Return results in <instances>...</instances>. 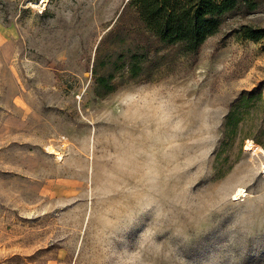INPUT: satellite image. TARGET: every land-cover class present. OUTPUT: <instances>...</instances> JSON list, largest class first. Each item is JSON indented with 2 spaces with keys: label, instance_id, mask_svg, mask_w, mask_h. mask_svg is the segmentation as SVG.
<instances>
[{
  "label": "rangeland",
  "instance_id": "obj_1",
  "mask_svg": "<svg viewBox=\"0 0 264 264\" xmlns=\"http://www.w3.org/2000/svg\"><path fill=\"white\" fill-rule=\"evenodd\" d=\"M126 2L0 0V264H264V13L97 96Z\"/></svg>",
  "mask_w": 264,
  "mask_h": 264
},
{
  "label": "trees",
  "instance_id": "obj_2",
  "mask_svg": "<svg viewBox=\"0 0 264 264\" xmlns=\"http://www.w3.org/2000/svg\"><path fill=\"white\" fill-rule=\"evenodd\" d=\"M133 8L134 22L119 20L100 38L92 63L93 91H114L115 78L148 77L169 58L195 53L229 15L247 17L264 13V0H127L123 13ZM233 32L258 40L264 28L250 23Z\"/></svg>",
  "mask_w": 264,
  "mask_h": 264
},
{
  "label": "bare ground",
  "instance_id": "obj_3",
  "mask_svg": "<svg viewBox=\"0 0 264 264\" xmlns=\"http://www.w3.org/2000/svg\"><path fill=\"white\" fill-rule=\"evenodd\" d=\"M45 1V0H44ZM38 5V4H37ZM241 189L239 188V189H237V193H241Z\"/></svg>",
  "mask_w": 264,
  "mask_h": 264
},
{
  "label": "snow or ice",
  "instance_id": "obj_4",
  "mask_svg": "<svg viewBox=\"0 0 264 264\" xmlns=\"http://www.w3.org/2000/svg\"><path fill=\"white\" fill-rule=\"evenodd\" d=\"M235 199V198H234Z\"/></svg>",
  "mask_w": 264,
  "mask_h": 264
}]
</instances>
